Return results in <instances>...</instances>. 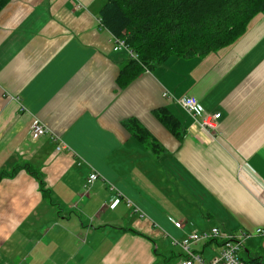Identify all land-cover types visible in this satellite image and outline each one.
Wrapping results in <instances>:
<instances>
[{
  "label": "crops",
  "instance_id": "1",
  "mask_svg": "<svg viewBox=\"0 0 264 264\" xmlns=\"http://www.w3.org/2000/svg\"><path fill=\"white\" fill-rule=\"evenodd\" d=\"M104 2L10 0L0 10V264H179L171 237L211 227L248 233L240 252L264 260L255 234L264 226V12L233 44L169 56L119 88L129 56L112 49ZM182 96L221 113L215 137L175 102ZM160 108L182 138L156 118ZM34 119L50 134L32 139ZM59 141L66 148L56 151ZM91 172L99 178L85 189ZM220 244L192 249L212 258Z\"/></svg>",
  "mask_w": 264,
  "mask_h": 264
},
{
  "label": "trees",
  "instance_id": "2",
  "mask_svg": "<svg viewBox=\"0 0 264 264\" xmlns=\"http://www.w3.org/2000/svg\"><path fill=\"white\" fill-rule=\"evenodd\" d=\"M9 1L0 0V10ZM263 12L264 0H105L99 19L102 27L124 39L137 54L136 59L129 57L119 69L116 83L123 88L169 56H200L233 44L251 20ZM153 113L172 134L182 138L178 119L167 109H155ZM124 125L152 152L159 153L158 143L135 119L124 121ZM26 169L39 180L40 190L47 195L37 172ZM248 262L264 264L259 258Z\"/></svg>",
  "mask_w": 264,
  "mask_h": 264
},
{
  "label": "built area",
  "instance_id": "3",
  "mask_svg": "<svg viewBox=\"0 0 264 264\" xmlns=\"http://www.w3.org/2000/svg\"><path fill=\"white\" fill-rule=\"evenodd\" d=\"M110 42L114 51L124 50L129 57L137 58V54L126 45L124 39L111 34ZM162 95L168 99H174L167 91H164ZM175 102L192 117L201 131L209 138L215 137L221 118L220 112H208L204 110L197 98L193 96H182L175 99ZM46 134H50L48 127L39 119H34L30 125L31 138L37 140ZM51 138L53 141H57L58 139L55 135H51ZM65 148L66 145L60 141L55 145L56 151H61ZM98 178L99 175L96 172L89 173L84 180L83 187L88 189ZM118 202L119 198H114L108 205L113 208ZM170 220L175 227L180 228L182 226V222ZM255 234H264V226L256 228ZM248 236L249 234L245 232L234 234L220 230L218 227H211L205 231L194 230L180 238L171 237L170 243L172 246L179 248V264H251L240 256V250L244 240ZM212 240L221 241L219 252L212 258H206L201 253L192 249V246L198 242Z\"/></svg>",
  "mask_w": 264,
  "mask_h": 264
},
{
  "label": "rangeland",
  "instance_id": "4",
  "mask_svg": "<svg viewBox=\"0 0 264 264\" xmlns=\"http://www.w3.org/2000/svg\"><path fill=\"white\" fill-rule=\"evenodd\" d=\"M249 248H251L252 252H256L257 251V252H260L259 254H261V255L263 254V252H262V250H261L259 245H251ZM240 254H241V256L242 255L244 256V259L248 260V255H247V253L245 252L244 249H243V251L240 252Z\"/></svg>",
  "mask_w": 264,
  "mask_h": 264
}]
</instances>
